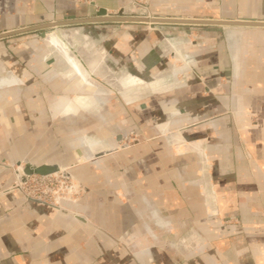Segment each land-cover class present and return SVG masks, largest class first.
Returning a JSON list of instances; mask_svg holds the SVG:
<instances>
[{"label":"crops","instance_id":"0c3cea01","mask_svg":"<svg viewBox=\"0 0 264 264\" xmlns=\"http://www.w3.org/2000/svg\"><path fill=\"white\" fill-rule=\"evenodd\" d=\"M146 1L155 16L264 20V0ZM129 2L0 0V32ZM137 24L96 42L68 29L85 80L53 42L0 38V264H264V26ZM26 161L66 168L77 196H26Z\"/></svg>","mask_w":264,"mask_h":264},{"label":"water","instance_id":"95a60500","mask_svg":"<svg viewBox=\"0 0 264 264\" xmlns=\"http://www.w3.org/2000/svg\"><path fill=\"white\" fill-rule=\"evenodd\" d=\"M131 15L124 12L121 8L117 12H107L103 7L97 9V11L87 17H69L68 19L61 21H54L48 23H41L37 25H32L29 27L10 29L0 32V38L8 37L22 32L27 31H37L41 36H45L46 33L50 30H54L57 27H62L70 24H85L89 22H120V21H143L146 22V19L143 17H130ZM156 17L154 24H151V27H156L158 25H163L166 23H174L181 25H207V24H216V25H226V26H240V27H255V26H264V20H249V19H238V20H225V19H204V18H192V17H171V16H153ZM129 143H122L120 147H124ZM118 146H109L103 150H96L94 153L89 154L87 158H92L99 156L111 151H114ZM78 153H81V150L78 149ZM60 171L63 175L70 176L68 170L64 167H61L56 163H42V164H33L26 161L21 170H17V180L21 179V175H31V174H48L52 172Z\"/></svg>","mask_w":264,"mask_h":264},{"label":"rangeland","instance_id":"374dc122","mask_svg":"<svg viewBox=\"0 0 264 264\" xmlns=\"http://www.w3.org/2000/svg\"><path fill=\"white\" fill-rule=\"evenodd\" d=\"M78 1H80V2H83V0H78ZM140 3H141V5H143V6H145L146 8H142V7H138L137 6V8H131L132 10L131 11H133L134 9H136L135 11L136 12H130V11H126L125 12V10L127 9V8H124V6H126V5H128V4H130L131 2H129V3H127L126 5H124L123 7H122V9L124 10V12L125 13H127V14H129V15H131V16H134V15H147V14H149L148 13V3H147V1L146 0H141V1H139ZM83 3H85V2H83ZM88 4V3H87ZM129 9V8H128ZM108 12V11H107ZM115 12H117V11H115ZM109 13V12H108ZM150 15V14H149ZM152 16H155V15H152ZM127 22H134V23H138L139 25H141V24H145V23H141L140 21H120V22H89V23H85V24H70V25H65V26H62V27H57V28H55L54 30H50V31H48L47 33H46V35L45 36H41L37 31H27V32H22V33H18L19 35H30L31 37H35V38H38L39 39V43L38 44H40V47H42V48H47V46L50 44V43H52L51 42V40H50V38H49V36L51 35V34H53V35H55L62 43H63V47H65L64 49H66V51H67V53H71L75 58H76V56L69 50V48H68V46H67V44L61 39L62 37L64 38H66V39H69V41H70V43L71 44H73V43H76V41L78 42L79 40H77L76 38H75V34H74V32H72V31H69L68 29H74V28H82V27H88L87 29H89V31H90V33L91 34H93L94 36H91L90 38H92L93 40H94V42H96V40H97V35L98 34H100V33H104V34H106L107 35V37L108 38H112V36L110 37V35H112L113 33H114V28L116 27V29L117 28H119V26H122L124 23H127ZM137 24V25H138ZM145 25H149V24H145ZM124 26H126V25H124ZM106 30L105 32L103 31V30ZM83 31V30H82ZM64 32H66L65 34H64ZM69 32V33H68ZM24 33V34H23ZM79 34V33H78ZM16 35V34H15ZM78 39H80V42L79 43H77L78 45H79V47H78V45L77 44H75V45H77L76 47H77V49H78V51H79V49H84V47H85V49H86V46H87V44H88V41H85V42H81V39H82V36H81V34L80 35H78V37H77ZM40 39H42V40H40ZM53 44V43H52ZM97 44H101V43H97ZM56 46V47H58L56 44H53V46ZM76 47L74 46L73 48L71 47V50H74V49H76ZM60 49V48H59ZM76 49V50H77ZM84 49V50H85ZM86 52H87V49L85 50ZM79 53L83 56V54L79 51ZM62 54V53H61ZM63 55V54H62ZM64 56V55H63ZM59 60H64V58H62V57H59L58 58ZM68 59V58H67ZM77 59V58H76ZM69 60V59H68ZM78 60V59H77ZM79 62V61H78ZM163 64H165L164 62H163ZM82 66V65H81ZM80 74V73H79ZM81 76V75H80ZM104 85L106 86V87H108L109 89H112V86L111 85H109L108 83H104ZM73 102H75L74 100H72ZM79 108H81V109H85L83 106H78V108H77V110H79ZM76 110V111H77ZM75 111V112H76ZM74 112V113H75ZM134 137V136H133ZM129 139V138H128ZM135 140V139H134ZM133 139H130V141H128V142H133L134 141ZM85 142V141H84ZM122 144V143H121ZM107 148V147H106ZM103 149H105V148H103ZM103 149H101V150H103ZM97 150V149H96ZM95 150V151H96ZM57 172V171H56ZM17 180V179H16ZM72 195V196H71ZM70 196H68V198H73V197H76L77 196V194L76 193H72ZM151 264H158V263H151Z\"/></svg>","mask_w":264,"mask_h":264},{"label":"built area","instance_id":"2783aa9c","mask_svg":"<svg viewBox=\"0 0 264 264\" xmlns=\"http://www.w3.org/2000/svg\"><path fill=\"white\" fill-rule=\"evenodd\" d=\"M139 1L141 0H131L130 4L124 6L127 9H123L125 12H136V9L131 11V8H137V6L146 8ZM83 2L90 4L95 0H83ZM13 186L21 189L29 198L53 205H61V200L68 198L73 193L71 179L60 171L48 174L21 175V179L15 180Z\"/></svg>","mask_w":264,"mask_h":264},{"label":"bare ground","instance_id":"6f19581e","mask_svg":"<svg viewBox=\"0 0 264 264\" xmlns=\"http://www.w3.org/2000/svg\"><path fill=\"white\" fill-rule=\"evenodd\" d=\"M130 17H140V18L143 17V19H146V22H143V21H140V22L141 23H145V24H149V25L154 24L155 23L154 21H156V17H153L152 15H149V14H147V15H137V16L134 15V16H130ZM49 38H50L51 42H53L54 44H56L58 46V48L62 49V54L66 58H68L69 60L73 61L77 65V67L79 68V73H80L81 77L85 80L87 78V76H88L87 70L82 68L81 64H79L77 62L76 58L71 53H67L66 49H64L65 47H63V43L55 35L51 34L49 36ZM81 49H80V51H81ZM60 61L61 60H59V63L61 64ZM93 61H94L93 59L90 60V65H92V66H94V63H95ZM92 71L95 72V68H93ZM103 74H105V73H103ZM131 90L132 89H130V86H128V87L121 88L120 92H121V95H123L126 99L131 100V99L139 97L140 93L142 91L141 88H139L136 92L134 90H132L133 92H130ZM76 100L77 101H81L80 96L76 97ZM66 107L64 109H66Z\"/></svg>","mask_w":264,"mask_h":264}]
</instances>
